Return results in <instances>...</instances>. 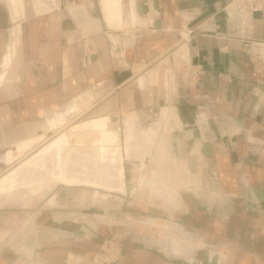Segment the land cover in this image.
Wrapping results in <instances>:
<instances>
[{"label": "crops", "instance_id": "obj_1", "mask_svg": "<svg viewBox=\"0 0 264 264\" xmlns=\"http://www.w3.org/2000/svg\"><path fill=\"white\" fill-rule=\"evenodd\" d=\"M136 1L0 0V150L41 134L50 117L58 126L84 112L148 118L163 129L157 152L163 140L166 154L174 147L188 168L181 176L185 186L177 189L186 218L165 225V236L181 232L191 242L197 235L227 244L229 260L216 251L227 264H264V160L248 152L249 143L264 136V46L254 43L264 40V17L254 13L247 30L230 12L216 13L223 0H158L159 10L148 0L150 12L139 18ZM193 7L204 13L189 23L188 39L178 43L180 11ZM132 62L140 63L139 69L147 66L132 69L120 90L111 91L116 73ZM189 67L199 71L194 80L183 71ZM183 100L197 107L204 139H215L210 126L202 125L208 119L220 130L223 140L214 144V157L200 147L188 151L191 131L178 112ZM147 132L155 137L152 148L157 135L152 128ZM128 173L132 179L138 175L135 169ZM170 192L175 191L165 195ZM50 219L37 218L42 232L54 223L53 237L46 240L43 233L38 241L52 242L49 250L17 258L2 254L0 264H94L103 231L92 235L87 227L98 225L86 222L85 240L77 235V222ZM33 229L27 226L22 235L27 238ZM117 264L185 263L165 252L128 250Z\"/></svg>", "mask_w": 264, "mask_h": 264}, {"label": "rangeland", "instance_id": "obj_2", "mask_svg": "<svg viewBox=\"0 0 264 264\" xmlns=\"http://www.w3.org/2000/svg\"><path fill=\"white\" fill-rule=\"evenodd\" d=\"M180 20L182 24L183 21L181 18ZM159 22L160 25L158 28H161L162 22L161 20ZM188 37V34L180 32L178 43L185 42ZM86 53H84V55ZM82 57L84 58L85 56ZM139 64L132 62L124 69L139 71L147 66L145 64L144 67H140L139 69ZM183 71L188 72L190 80H194L197 76H199L196 69L191 67L185 68ZM121 72L122 70L116 73V86H114L111 91L120 90L119 87L124 84V82L118 83V77ZM135 75H137V71H135L134 76ZM184 105L191 106L185 102ZM97 117H105V115H101L99 113L96 115L94 113V115H92L88 112H84L80 115L77 114L65 124H59V126L58 124H55L51 128H44L42 132H44L45 135L43 138H40V140L47 142L52 138V136L58 135L62 129L64 130L59 135L65 133V131L67 132L68 128L73 127L77 122L83 121L87 118L94 119ZM123 117L124 116L122 114H119L117 117L122 130L126 128V123H123L122 120ZM136 119L134 121L135 123H140L139 121H141L142 124H140L143 125L145 130L152 128L154 133L156 132L157 135L154 145H152L151 153L147 158H145L143 165H141V169L143 173H145L143 178L147 181L151 180V182H149L150 184L145 182L146 184L141 187V179L139 176L141 171L139 170H136L138 171V175L136 174V177L133 179L129 175V171L137 169L138 163H127L122 161L124 173L123 178L120 179V182L121 180L122 182L119 184V187H121H118L119 190L117 188L109 190L102 186L97 188L83 183L68 184L64 182H51L49 186L44 187L42 193H36V195H32L27 198V200L6 203L0 200V255L3 254L4 256H8L10 258H17L31 253L34 254L38 249L44 248L49 250L52 242L46 241L43 245L41 242H38L42 239L41 237L43 233L46 240L53 237L52 232L54 228L50 226H53L54 223L51 222L50 224H47L45 226V231L42 232L41 225L37 222L38 216L41 217V215H44V219L51 218L50 220H53L54 218L55 222L61 221L64 218L74 223L77 222L80 224L77 230V235L83 239H85L83 231L87 230V228H89V231L92 230V235H103L102 240L98 241L96 250L97 257L94 259V264H117L123 251L128 250L165 252L170 260H180L185 264H196L195 260L199 259V257L200 259H204V256L202 257V255L200 256L199 254V256H197V253L195 252H192L191 254V251H193V247L195 249L200 246L206 249V251L205 249L201 250H204L208 255L214 253L216 250H222L226 253L227 259L229 260V250L227 248V244L208 242L207 240H202V238L197 235L194 236L193 242H191L189 237L184 235L186 240L189 241H186L187 244L185 243L184 250H190L188 254L184 253L187 255L185 259H178L174 254L176 253V250H174L176 243L172 244L174 249L169 247L173 241L165 244L166 242L164 239L166 238V234L162 230L163 226L173 222L180 224L181 218H186V215L181 211V204L183 202L182 195L177 189L178 187L185 186L186 179L181 176L186 175L185 172L187 166L184 161L181 162V160L175 156L173 147L167 152L168 154L165 155L166 162H164V166L166 170L164 171L162 165L160 166L158 163L159 159L157 156L156 145L163 137V129L160 130L155 127V125L152 124V120L149 121L148 118L139 117L138 120ZM20 140H15L11 146L8 145L5 149L0 150V177L4 173L13 169L14 162L16 163L23 157L31 154L32 148L26 149L25 152H23L24 154L22 153L18 154V156L16 155L18 153L16 150L20 146L15 147L14 145L17 142H20ZM123 148V155L125 157L126 147L124 146ZM13 160L14 162H12ZM125 169L127 170L126 177ZM125 188L127 189V193H123ZM171 188L172 191L175 192L173 194L171 192L167 193L166 196L165 193L167 190L171 191ZM104 197L108 199V203H100L101 205L98 204V206H105L104 208L108 207L107 210L103 208L106 217L98 216L94 211L99 208L94 205V199ZM148 220L149 222H147ZM86 222L89 224L93 222V224L98 225V227H90L89 225L87 227ZM26 226H28V228L34 227V229L40 227V237H35V234L33 233V235H28V237L25 238L26 235H22V230L25 229ZM101 230L103 232L100 235L99 232ZM189 243L191 244L190 247L188 245ZM77 245L81 246V243H77ZM166 245H168L169 248H167ZM194 251H196V249ZM36 254L38 255L39 253L37 252ZM191 256H194V258L191 259ZM141 261L146 262L148 260L142 259ZM222 261L227 264L226 259H222Z\"/></svg>", "mask_w": 264, "mask_h": 264}, {"label": "bare ground", "instance_id": "obj_3", "mask_svg": "<svg viewBox=\"0 0 264 264\" xmlns=\"http://www.w3.org/2000/svg\"><path fill=\"white\" fill-rule=\"evenodd\" d=\"M139 1L140 0L136 1L138 17L143 18L150 12V6L147 4L148 0H146L149 10L144 15H141L138 5ZM153 23L158 26L157 21ZM132 75L133 73L131 70V76ZM131 76L125 79L122 78L121 83L125 82ZM116 116L118 117L116 114H111L105 115V117L84 119L83 121L75 123L73 127L68 128L67 132L65 131V133L59 135L64 130L62 129L58 135L52 136L47 142L40 140V138L44 137V132H41L39 135H32L22 146L19 145L20 147L16 150V152L18 151L16 154L18 156V154L25 152L26 149L32 148L31 154L23 157L16 163L13 160V169L0 177V200L4 203L27 200V198L34 194L36 195V193H42L44 187L49 186L51 182H64L68 184L83 183L97 188L102 186L109 190L114 188L118 189L119 184L122 182V180L120 182V179L123 178L124 173L122 161H125L124 159H126V157L139 161L137 169L135 170L141 171V186L145 185V182H151V180L147 181L143 178L145 173H143L141 165H143L145 157L151 152V143L155 137L151 138L147 130L144 131L139 128L140 123L134 122L137 118L136 116L127 114L123 117L126 123V128L123 130ZM48 121V128L53 127L51 117L48 118ZM180 121L182 122L181 116ZM124 146L126 147L125 157L123 155ZM166 150L167 146L162 140L159 144L157 153L159 159L158 163L160 166L162 165L164 171L166 170L164 166V162H166ZM94 200V205L99 207L96 209L99 211L95 212L96 215L105 216V211L103 209L105 206H98V204H107L108 199L104 197ZM166 229L167 228L163 226V232L166 233ZM33 230L35 234L36 229ZM177 233L178 234L170 235L168 232L164 241L170 238L173 239V243H171L169 247L171 249L175 247L174 250H176V253L181 254L185 258L187 255L182 252L185 251V243L187 244L189 241L186 240L184 233ZM30 235H33V233H30ZM35 237H37L36 234ZM175 243L176 246L172 247V244ZM188 245L189 247L191 246L190 243ZM200 247L195 248L196 251H194L195 249L193 247L191 254L195 252L197 256H204L203 258L207 255L210 260H212L214 256H218V263L226 264V262L222 261L223 258L221 255L217 254V250V252L215 251L216 253L208 255L205 253L206 249ZM201 249H205V251ZM192 258H194V256H191V259ZM203 260L204 259H200L199 257L195 262L201 263Z\"/></svg>", "mask_w": 264, "mask_h": 264}, {"label": "built area", "instance_id": "obj_4", "mask_svg": "<svg viewBox=\"0 0 264 264\" xmlns=\"http://www.w3.org/2000/svg\"><path fill=\"white\" fill-rule=\"evenodd\" d=\"M222 11L230 12L229 18H235L248 30L249 21L254 13H260L264 17V0H223L217 4L216 13ZM203 13L204 11L200 7L181 10L179 15L184 25L180 32L183 34L191 33L192 30L188 28L189 23L203 15ZM254 43L264 46V40ZM196 71L199 73L198 70ZM248 152L252 157L264 160V136L252 140L248 145Z\"/></svg>", "mask_w": 264, "mask_h": 264}, {"label": "water", "instance_id": "obj_5", "mask_svg": "<svg viewBox=\"0 0 264 264\" xmlns=\"http://www.w3.org/2000/svg\"><path fill=\"white\" fill-rule=\"evenodd\" d=\"M154 4L153 7L157 10L160 9L159 1L153 0ZM138 5L140 7V14L144 15L148 12L149 7L146 4V0H140L138 2ZM131 76L130 70H124L121 72V74L118 77V83L122 82V78H127ZM182 105L178 106V112L181 116V120L184 125L185 130H190L191 134L188 138V144H189V152L193 153L196 151V147H200V151L207 157H214V144L219 143L222 138V134L218 127L216 126L215 122L211 119H208L206 122H203L202 125L207 126V124L210 126V128L213 130L215 139L209 140L204 139V130L198 125V110L196 106H188L184 105V100L181 101ZM197 145V146H196ZM95 212H99L98 210H94ZM196 264H219L218 263V256H214L212 260L209 259V257L206 255L204 260L201 263Z\"/></svg>", "mask_w": 264, "mask_h": 264}]
</instances>
